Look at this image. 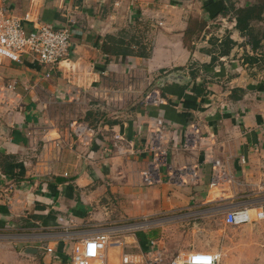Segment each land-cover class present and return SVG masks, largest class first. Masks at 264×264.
Listing matches in <instances>:
<instances>
[{
    "label": "crops",
    "instance_id": "0c3cea01",
    "mask_svg": "<svg viewBox=\"0 0 264 264\" xmlns=\"http://www.w3.org/2000/svg\"><path fill=\"white\" fill-rule=\"evenodd\" d=\"M253 6L260 18L238 30V11ZM0 7L74 28L67 59L49 77L31 57L0 59V89L15 85L0 96V264H71L74 247L97 234L108 236L105 264L124 256L167 264L173 254L205 251L169 240L164 232L178 215L264 208V0H0ZM196 23L202 29L186 34ZM118 38L139 44L116 56ZM154 85L163 106L144 108ZM155 116L170 124L162 133L168 167L149 184L144 147ZM192 123L198 140L183 150ZM214 169L224 178L217 187ZM146 221L154 225L131 228ZM244 226L250 237L225 236L208 248L219 264L264 261V222Z\"/></svg>",
    "mask_w": 264,
    "mask_h": 264
},
{
    "label": "built area",
    "instance_id": "2783aa9c",
    "mask_svg": "<svg viewBox=\"0 0 264 264\" xmlns=\"http://www.w3.org/2000/svg\"><path fill=\"white\" fill-rule=\"evenodd\" d=\"M29 14L17 17L10 14L5 7H0V59H6L13 63H20L23 56L31 57L39 66L47 69L46 76L58 71L61 62L69 55L72 45L74 28L67 24L55 28L49 24L33 23L29 20ZM28 23L31 24L28 27ZM15 85L11 84L0 89V96H6V92H13ZM155 135L149 140L144 150L152 155L146 171V180L150 183L158 181L159 168H166L169 148L164 144L163 135L165 131L157 124L151 127ZM116 141L122 140L116 136ZM123 141V140H122ZM190 140L186 138L183 150L191 149L188 145ZM244 162V161H242ZM218 162L214 167H218ZM218 170L214 169L211 187H217L222 178ZM175 181L174 176L169 177ZM226 179V178H225ZM264 222V208L239 206L225 213L223 223L230 227H241L244 225ZM152 221L137 223L131 228L143 230L153 226ZM116 232L119 229L116 228ZM108 246V236L97 234L81 240L80 246L74 247L71 253V264H105V251ZM154 246V242L151 243ZM45 253H52L48 247L44 248ZM122 264H132L127 256L121 260ZM135 264V263H134ZM145 264H161L157 257L146 258ZM167 264H219V255L209 251H192L177 255ZM257 264H264V261Z\"/></svg>",
    "mask_w": 264,
    "mask_h": 264
},
{
    "label": "rangeland",
    "instance_id": "374dc122",
    "mask_svg": "<svg viewBox=\"0 0 264 264\" xmlns=\"http://www.w3.org/2000/svg\"><path fill=\"white\" fill-rule=\"evenodd\" d=\"M224 216L225 213H212L202 215L199 219H190L187 215H178L176 217L179 221L178 224L170 226L164 233L168 234L169 240L173 241V245L178 244L182 246L183 250L201 248L208 251L210 246L220 245L225 236L233 241L250 237V232H242L245 226L240 228L226 226L223 223ZM215 230L221 231L219 236L214 235ZM182 254H185V251L177 253V255ZM177 255L173 254V256Z\"/></svg>",
    "mask_w": 264,
    "mask_h": 264
},
{
    "label": "water",
    "instance_id": "95a60500",
    "mask_svg": "<svg viewBox=\"0 0 264 264\" xmlns=\"http://www.w3.org/2000/svg\"><path fill=\"white\" fill-rule=\"evenodd\" d=\"M256 7V6H253ZM237 21V19H236ZM236 28H237V23H236ZM239 30V29H238ZM241 31V30H240ZM179 78L180 80L183 79L182 77H171V79H177ZM167 79H165L166 81ZM188 82H190V79H188ZM161 91L157 86H152L144 95V97L142 98L140 104L141 106H143L144 108H155V109H161V107L163 106L162 104L164 103V98L161 97ZM161 125L162 129L165 132H170L171 128H170V124L169 122L161 117V116H155V117H150V120L147 124L150 125L149 127H154L155 125ZM193 124V123H192ZM189 127L191 129L187 128L182 146L184 144V141L186 140V138H188L190 141L188 142V145H192L194 143L195 137L196 140H198V128L196 126L193 125H189ZM26 253H29V251H27Z\"/></svg>",
    "mask_w": 264,
    "mask_h": 264
},
{
    "label": "trees",
    "instance_id": "16d2710c",
    "mask_svg": "<svg viewBox=\"0 0 264 264\" xmlns=\"http://www.w3.org/2000/svg\"><path fill=\"white\" fill-rule=\"evenodd\" d=\"M262 12V9L261 8H257V7H249L247 8V10L245 11H238V15H237V28L239 30H248L249 28V22L254 20V19H259L260 18V13ZM192 26V27H191ZM199 28V29H198ZM201 30L202 29V26H201V23L198 24L196 23V25H191L190 24V28L188 29L187 33L186 34H191L193 33L194 30ZM187 35V36H188ZM106 42H109V40H113L111 37H106ZM137 45L139 44V42H137L135 39H131L129 41V43H125V41L122 39V38H118L116 39V41L114 42V46L116 47V51H115V54L116 56H120V55H128L130 54L129 52V49H130V45L132 43H134ZM104 43V44H105ZM229 44V42H228ZM105 46V45H104ZM102 47V51L104 52H107V48L106 47ZM137 56H144L145 54L142 53V52H139V53H136Z\"/></svg>",
    "mask_w": 264,
    "mask_h": 264
}]
</instances>
